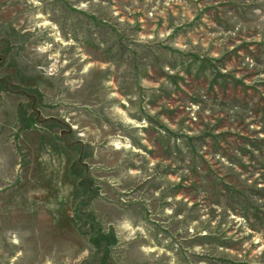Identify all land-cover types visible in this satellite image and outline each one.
I'll use <instances>...</instances> for the list:
<instances>
[{"label": "rangeland", "instance_id": "rangeland-1", "mask_svg": "<svg viewBox=\"0 0 264 264\" xmlns=\"http://www.w3.org/2000/svg\"><path fill=\"white\" fill-rule=\"evenodd\" d=\"M0 264H264V0H0Z\"/></svg>", "mask_w": 264, "mask_h": 264}]
</instances>
